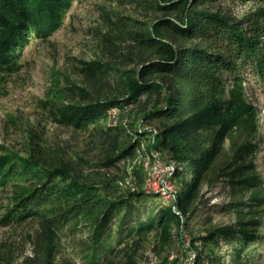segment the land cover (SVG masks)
Listing matches in <instances>:
<instances>
[{
    "label": "trees",
    "instance_id": "trees-1",
    "mask_svg": "<svg viewBox=\"0 0 264 264\" xmlns=\"http://www.w3.org/2000/svg\"><path fill=\"white\" fill-rule=\"evenodd\" d=\"M75 1L0 0V79L21 69L25 46L54 34ZM223 1L111 0L103 9L94 57L78 59L43 103L46 118L88 134L87 155L35 131L22 149L0 143L9 197L1 221L31 245L21 261L1 249L0 264H79L63 254L64 237L79 232L90 242L86 264H181L184 234L193 264H260V117L247 82L264 85V0H240L255 2L240 16ZM157 158L176 162L174 201L146 187V163ZM221 182L228 201L210 209L230 220L207 214L194 230L204 186ZM153 236L156 262L139 261Z\"/></svg>",
    "mask_w": 264,
    "mask_h": 264
},
{
    "label": "rangeland",
    "instance_id": "rangeland-1",
    "mask_svg": "<svg viewBox=\"0 0 264 264\" xmlns=\"http://www.w3.org/2000/svg\"><path fill=\"white\" fill-rule=\"evenodd\" d=\"M110 3L111 0H76L66 13L63 25L54 34L46 39L33 38L25 46L20 58L21 69L3 75L0 79V143L12 149H22L30 134L35 131L66 140L75 150L84 156L87 155L90 150L88 134L59 126L50 118H46L43 103L51 96L56 79L66 83L68 77L73 75L78 59L94 57V36L101 26L103 9L110 6ZM221 5L225 10L240 16L255 6V2L225 0ZM247 91L259 108V151L255 160L259 172L264 176V85L252 78L247 82ZM166 173L167 170L161 167L155 172L153 183L155 188L159 189L161 183L165 184ZM172 184L171 189H166L167 192L177 191L173 179ZM223 187V182L214 188L204 186L202 197L204 203L200 205L199 214L190 224L194 230L201 227V221L207 214H213L215 221L218 222L230 220L229 216L210 209L213 204L228 201ZM161 199L163 202L175 200L170 195ZM8 202V193L0 188V250L4 249L7 255L11 254L15 260L21 261L22 248L25 246V254H30L31 245L23 241L21 230L15 235L12 226L3 225L1 220ZM260 229L264 232V216ZM156 242V237L153 236L150 242L146 240L142 244L136 253L139 261L149 262L151 258L156 262L157 256H154L153 249ZM63 244V254L72 255L79 264H86L83 254L90 245L87 233L79 232L73 240L64 237ZM255 254L257 261L264 264V243ZM116 258L117 261L126 260L125 252Z\"/></svg>",
    "mask_w": 264,
    "mask_h": 264
},
{
    "label": "bare ground",
    "instance_id": "bare-ground-1",
    "mask_svg": "<svg viewBox=\"0 0 264 264\" xmlns=\"http://www.w3.org/2000/svg\"><path fill=\"white\" fill-rule=\"evenodd\" d=\"M157 160H158V158H157ZM157 160L154 163L152 162L153 164H151V162H147L146 163L147 168L150 170V172H149L150 175H149V178L147 180L148 182L146 184V187H147L148 191H150V192H157V193L163 194V192L160 189H154V186L152 184V173H151V170L154 169L155 166L157 165ZM163 163H165L166 166L168 167V182H169L170 186H173V184H172V176H173V173L175 171L176 162H174V161L165 162L163 160ZM172 196H173V198L177 197V191L176 190L172 191ZM186 235L187 234H184L182 236L183 247L186 249V255L185 256H187ZM190 241L191 240L189 238V244L191 245ZM196 255L197 254H196L195 251H191L190 264H193L194 259L196 258ZM172 258H174V255H172Z\"/></svg>",
    "mask_w": 264,
    "mask_h": 264
},
{
    "label": "built area",
    "instance_id": "built-area-1",
    "mask_svg": "<svg viewBox=\"0 0 264 264\" xmlns=\"http://www.w3.org/2000/svg\"><path fill=\"white\" fill-rule=\"evenodd\" d=\"M159 167H161V169L164 168L165 170H167V173H166L167 177L164 180L165 184L161 183V186H160L159 189L163 192V195L164 196L170 195L172 197V191L173 190H171V191L169 190L170 192L169 191L167 192V190H166L167 188L168 189H171L172 188V186H170V184L168 182V167L166 166L165 163H163V160L160 159V158H158L157 165L155 166V168L151 170V173H152V184L155 181V177H154L155 176V172H157V170H158ZM154 189H157V188L154 187ZM186 246H187V256L184 257V259H183V261H182L181 264H190L191 251L188 250V248H190L191 245L189 244V237H188V235H186Z\"/></svg>",
    "mask_w": 264,
    "mask_h": 264
}]
</instances>
